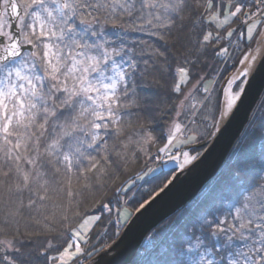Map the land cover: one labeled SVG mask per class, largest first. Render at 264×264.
<instances>
[{
  "label": "snow or ice",
  "instance_id": "snow-or-ice-1",
  "mask_svg": "<svg viewBox=\"0 0 264 264\" xmlns=\"http://www.w3.org/2000/svg\"><path fill=\"white\" fill-rule=\"evenodd\" d=\"M258 62L264 0H0V264L91 261L93 229L119 235L159 195L149 177L199 157ZM148 89L172 97L158 119ZM242 151L172 264H264V153Z\"/></svg>",
  "mask_w": 264,
  "mask_h": 264
},
{
  "label": "water",
  "instance_id": "water-1",
  "mask_svg": "<svg viewBox=\"0 0 264 264\" xmlns=\"http://www.w3.org/2000/svg\"><path fill=\"white\" fill-rule=\"evenodd\" d=\"M264 95V63L258 62L231 117L218 126L199 157L171 177V184L124 225L116 239L88 264H129L146 235L194 200L221 170ZM167 183V182H166Z\"/></svg>",
  "mask_w": 264,
  "mask_h": 264
},
{
  "label": "trees",
  "instance_id": "trees-1",
  "mask_svg": "<svg viewBox=\"0 0 264 264\" xmlns=\"http://www.w3.org/2000/svg\"><path fill=\"white\" fill-rule=\"evenodd\" d=\"M254 43V42H253ZM245 51L247 48L244 49ZM148 94L151 98V107L153 111L151 115L154 119H158V113L155 111V105L162 103L163 100L167 99L169 103L172 102V97L165 96L162 91H157L154 89H148ZM159 126H163V121L159 122ZM215 131V130H214ZM212 136L207 137L199 145L192 146L194 149L198 148L199 153L206 145V143L211 139ZM242 148L241 154V167L249 163L259 166L261 154L264 153V95L259 102V105L254 112L251 121L247 128L245 129L243 135L241 136L238 144L235 146L234 150L231 152L227 161L219 171V173L204 187L201 193L187 204L181 211L168 217L167 219L160 222L155 228H153L147 235H152L154 238V246L151 249H146L145 245L141 246L136 254L135 259L131 264H172L173 261L180 259L178 251L182 241V237L185 233L187 226H190L191 220L193 219V209L201 201L205 192L208 191L209 187L216 185L218 187H223L224 185L232 182L234 175L237 172V167L234 164L236 159V149L237 146ZM143 161H141L142 163ZM149 166H154L150 164ZM135 167H139L136 165ZM173 167L164 169L166 176H158L156 179L149 177L151 181L149 184L144 185L145 188L151 190L156 189V192L163 187L170 178V169ZM92 201L88 202L87 206H91ZM83 210V206H82ZM134 211V210H133ZM99 231V226L93 229L91 238L89 240V245L94 241L96 232ZM115 228H111L108 235L105 238V242L102 241L101 244H97L96 253L94 256L102 249L104 246L112 243L118 235H114ZM146 240V239H145ZM88 245V246H89ZM99 246V247H98ZM144 249V253H142Z\"/></svg>",
  "mask_w": 264,
  "mask_h": 264
},
{
  "label": "rangeland",
  "instance_id": "rangeland-1",
  "mask_svg": "<svg viewBox=\"0 0 264 264\" xmlns=\"http://www.w3.org/2000/svg\"><path fill=\"white\" fill-rule=\"evenodd\" d=\"M254 46H255V42L253 43L252 47L254 48ZM256 109H257V108H256ZM255 111H256V110H255ZM255 111H254V112H255ZM253 114H254V113H253ZM252 116H253V115H252ZM251 118H252V117H251ZM250 121H251V120H250ZM248 125H249V124H248ZM244 131H245V130H244ZM237 144H238V142H237ZM237 144H236V145H237ZM236 145H235V146H236ZM234 148H235V147H234ZM233 150H234V149H233ZM233 150H232V151H233ZM197 152H199V150H198V148H195V150L192 151V154H193V155H196ZM170 167H173V168H174L175 165H174V164H169L167 168H170ZM167 168H165V169H167ZM171 177H172V176H171ZM183 208H184V207H183ZM183 208H182V209H183ZM182 209H181V210H182ZM181 210H180V211H181ZM133 212H134V211H133ZM178 212H179V211H178ZM178 212H177V213H178ZM175 214H176V213H175ZM173 215H174V214H173ZM125 224H126V223H125ZM123 227H124V226H123ZM123 227L119 230V233L121 232V230L123 229ZM105 238H106V236L103 237L102 239H98L97 236H95V237H94V241H93L88 247L91 248L93 245H94L95 247H97V244H99V243L101 244L102 241H104V242L106 241ZM145 239H146V237L143 239V241H142L141 244L139 245V248H140L141 246H143V244L145 245ZM110 244H111V243H109L108 245L104 246V248H106V247L109 246ZM98 247H99V246H98ZM104 248H102V249H104ZM102 249H101V250H102ZM146 249H148V248H146ZM101 250H100V251H101ZM138 250H139V249H138ZM100 251H99V252H100ZM144 252H145V251H144V249H143L142 253H144ZM137 253H138V251H137ZM137 253H136V254H137ZM93 257H94V256H93ZM93 257H92V258H93ZM135 257H136V255H135ZM135 257H134V259H135ZM134 259H133V260H134ZM133 260H132L129 264H131V263L133 262Z\"/></svg>",
  "mask_w": 264,
  "mask_h": 264
},
{
  "label": "built area",
  "instance_id": "built-area-1",
  "mask_svg": "<svg viewBox=\"0 0 264 264\" xmlns=\"http://www.w3.org/2000/svg\"><path fill=\"white\" fill-rule=\"evenodd\" d=\"M86 260L84 261V264H85Z\"/></svg>",
  "mask_w": 264,
  "mask_h": 264
},
{
  "label": "bare ground",
  "instance_id": "bare-ground-1",
  "mask_svg": "<svg viewBox=\"0 0 264 264\" xmlns=\"http://www.w3.org/2000/svg\"><path fill=\"white\" fill-rule=\"evenodd\" d=\"M256 46V45H255ZM255 46H254V48H255Z\"/></svg>",
  "mask_w": 264,
  "mask_h": 264
}]
</instances>
